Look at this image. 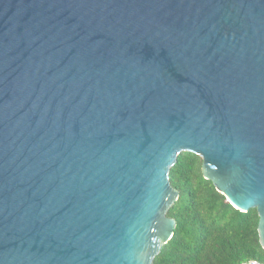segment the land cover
I'll return each mask as SVG.
<instances>
[{
  "label": "water",
  "instance_id": "1",
  "mask_svg": "<svg viewBox=\"0 0 264 264\" xmlns=\"http://www.w3.org/2000/svg\"><path fill=\"white\" fill-rule=\"evenodd\" d=\"M182 152L264 250V0H0V264H154Z\"/></svg>",
  "mask_w": 264,
  "mask_h": 264
},
{
  "label": "trees",
  "instance_id": "2",
  "mask_svg": "<svg viewBox=\"0 0 264 264\" xmlns=\"http://www.w3.org/2000/svg\"><path fill=\"white\" fill-rule=\"evenodd\" d=\"M201 167L199 156L182 152L170 168L169 181L179 197L167 216L176 220V227L153 263L263 264L257 211L232 207L203 177Z\"/></svg>",
  "mask_w": 264,
  "mask_h": 264
}]
</instances>
